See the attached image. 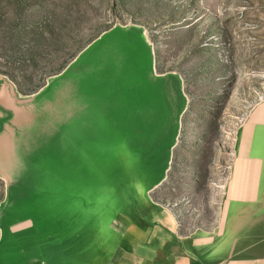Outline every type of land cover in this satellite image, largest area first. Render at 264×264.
<instances>
[{
  "label": "rangeland",
  "instance_id": "rangeland-1",
  "mask_svg": "<svg viewBox=\"0 0 264 264\" xmlns=\"http://www.w3.org/2000/svg\"><path fill=\"white\" fill-rule=\"evenodd\" d=\"M117 24L142 27L155 60L141 56L134 70L114 76L91 66L83 106L71 108L68 139L75 149H86L84 161L92 168L104 165L110 171L105 178L117 171L121 183L110 185L97 200H85L84 192L107 189L104 177L91 187L80 177L56 182L51 163L65 160L57 146L64 138L49 123L42 127L39 117L24 132L17 129L20 123H9L11 142L6 137L0 144V264H29L38 254L47 259V253L62 251V232L84 223L75 215L89 208L97 212L109 202L126 209L128 201L119 197H127L129 180L140 176L149 181L165 173L152 195L176 210L183 230L221 222L239 126L264 98V0H0V84L13 85L20 105H33V97L40 103L55 76ZM140 66L147 81L139 77ZM155 66L176 72L182 84L176 74L160 76ZM13 115L0 100V127ZM36 159L45 160L44 168ZM26 218L36 225L29 227ZM21 220L28 224L17 227ZM40 224L59 227L49 235L50 252L35 245ZM112 244L84 251L109 252ZM65 256L55 264H82L76 254Z\"/></svg>",
  "mask_w": 264,
  "mask_h": 264
},
{
  "label": "crops",
  "instance_id": "crops-1",
  "mask_svg": "<svg viewBox=\"0 0 264 264\" xmlns=\"http://www.w3.org/2000/svg\"><path fill=\"white\" fill-rule=\"evenodd\" d=\"M144 55L150 57V39L146 31H142L138 25L114 26L95 38L73 59L66 76L53 88L50 106L46 104L52 112L44 109L41 126L45 128L49 123L51 128L58 131V136L67 138L64 144L58 145L63 153L66 151L67 158L57 164L51 163L58 168H67L62 176L68 179L80 177L89 183L86 187H91L94 181H102L104 177L96 169L104 165L95 163L93 165L96 166L92 168L90 160L84 161L86 149H75L68 139L72 133L69 127L74 120L71 108L76 104L83 106L88 92L86 84L89 86L91 83L86 79L87 68L92 62H96L97 69L114 76L115 72L124 69L134 70V63L144 59ZM141 56L143 57L140 59ZM138 70L139 77L147 81L144 66L138 67ZM155 72L161 75L168 73L159 71L156 66ZM14 94L8 83L0 84V100L6 101L7 107L19 111L17 118L11 120V123L17 122L21 127L27 128L34 122L31 112L33 105H27V102L17 105L16 102L19 101L13 98ZM51 114L52 119L47 121ZM80 126L83 127L84 123ZM75 150H79L82 157L76 159L73 154ZM231 158L223 191L221 222L218 226L183 230L176 210L152 195L154 184L162 180L165 173L157 180L149 181L145 176H140L136 180H129L132 186L127 189V197L123 194L119 197L120 200L125 198L129 207L125 209L120 206L112 211V216L120 222V231L109 241L113 242L109 252L84 251L85 247L106 246L101 243L97 246L94 242L97 240L96 222L98 215L99 218L101 215H111L110 211L101 213L98 210L92 213L89 208L79 229L73 226L75 224L66 226L68 233L66 242L62 244V251L53 255L47 253V259L38 254L28 263L55 264L56 260H64L65 254L71 253L76 254L82 264H264V98L255 104L239 126ZM41 165L44 167L45 162ZM89 169H92L93 175ZM112 182L121 183L116 176ZM104 191L84 192L82 197L85 200H97ZM67 197L75 198V195ZM110 203L112 202L106 204ZM103 220L105 221V216ZM100 222L102 227L107 226L101 219ZM35 241L37 243L38 240ZM52 242L51 239V244ZM38 247L42 251L50 252L52 245L46 246L44 243ZM53 248L58 251V246Z\"/></svg>",
  "mask_w": 264,
  "mask_h": 264
},
{
  "label": "water",
  "instance_id": "water-1",
  "mask_svg": "<svg viewBox=\"0 0 264 264\" xmlns=\"http://www.w3.org/2000/svg\"><path fill=\"white\" fill-rule=\"evenodd\" d=\"M119 25H121V24H117L116 26H119ZM133 26H136V25H133ZM140 27V26H139ZM141 28V30L142 31H144L145 32V30L142 28V27H140ZM104 33V32H103ZM150 55H151V58H152V63H153V59H154V52H153V48H152V45H151V43H150ZM73 63V61L65 68V70L62 72V73H60V74H58V75H56L55 76V78L52 80V82H50V84H49V89H48V91L46 92L47 94H48V92H49V94L48 95H44L43 97H41V102L39 103V101L36 99L37 97H33L32 99H30V100H32V103H33V111H31V112H33V116H34V120L35 119H37L38 117L39 118H41V117H43V113H44V109L45 108H47L48 106H46V104L47 105H49L50 104V101H51V97L53 96L52 95V90H53V88L54 87H56L57 85H58V83H59V81L62 79V78H64L65 76H66V71H67V69L71 66V64ZM93 65H97V63L96 62H92V64L87 68V72H88V70H89V68L91 67V66H93ZM96 68H98V66H96ZM152 69H153V65H152ZM87 72H86V79H89V78H87ZM167 74H176V73H172V72H168ZM166 74V75H167ZM176 75H178V74H176ZM160 76H162V75H160ZM179 76V81H180V83L182 84V81H181V79H180V75H178ZM8 85L9 86H12V88H13V85L12 84H10V83H8ZM13 90H14V88H13ZM15 95V94H14ZM14 95H13V98H15L14 97ZM38 94H36V96H37ZM17 99V98H16ZM16 104L17 105H19V103H17L16 102ZM8 109H10V110H12V112H14V115H13V117H9V119L8 120H4L3 122H4V128L3 127H0V144L2 143V141L4 140V138H6V137H8L9 135H11V133H14L13 132V130L9 127V123H11V120H13L14 118H17V116H18V112L19 111H16V110H14L13 108H9V107H7ZM38 108H41L42 109V111H39V109ZM47 110V109H46ZM29 112H30V110H28ZM17 126H19V128H17V129H21V130H23V132L25 131V129L26 128H23V127H21L20 126V124H17ZM6 128H9V129H7V131H9L10 132V134H6V132H4V130L6 129ZM17 131H15V133H16ZM37 135V134H36ZM38 136V135H37ZM8 139H9V142H11V137H8ZM65 140L66 139H64V141H61V143H65ZM175 142V141H174ZM174 142H173V144H171L170 145V149L173 147V145H174ZM41 144L42 145H44L45 147H47L49 150H51V146H52V144L50 143V141H44V139L41 141ZM60 144V142L57 140V146ZM52 151V150H51ZM65 154H66V151L64 152V159H66L67 157L65 156ZM81 154H79V156H76V159H78V158H80V157H82V155L80 156ZM170 158L171 157H169L168 158V160H170ZM36 160H40V162L42 163V162H45V160L43 161V160H41V159H36ZM57 162L58 161H56L55 163L57 164ZM44 168V167H43ZM103 169H105L104 167H100L99 168V170L98 171H100V173H102V175L104 176V177H106V176H108L109 175V170L108 169H106V170H103ZM52 170L54 171V173H58V179H55L56 180V182H59L61 179H63V178H67V177H64V176H62V175H64L65 174V172L64 171H66L67 170V168L65 167V166H62V167H60V168H58V167H56L55 165L54 166H52ZM75 170H76V168H75ZM60 173V174H59ZM62 174V175H61ZM116 176V178H117V171H113L112 173H111V175L109 176V178H104L105 179V181L107 182V184H108V187H107V190L109 189V186L110 185H112V186H114L115 184H113V182H112V180L114 179V177ZM68 179V178H67ZM93 183V182H92ZM93 184H95V183H93ZM105 191H106V189H104ZM74 217H76V218H86L87 217V214L86 213H84L83 211L81 212V213H79V214H77V215H75ZM26 219H29V220H31V225L29 226V227H31V226H33L35 223H33V221H32V219L31 218H26ZM25 220V219H24ZM24 220H21V222L23 221V222H25ZM21 222H19V223H21ZM86 222V221H85ZM18 223V224H19ZM25 225H27V224H25ZM36 225V224H35ZM58 227L57 226H54V227H51V230L49 229H47L46 227H44V225H42V224H40V225H38V238H37V243H35V245H37L38 244V246H40L41 247V244H44L45 243V245L46 246H48V245H51V239H52V237L51 236H49V235H51V233L52 232H54V231H58V230H56ZM54 229V230H53ZM44 232H49V233H44ZM62 232V231H61ZM62 235H63V237H64V240H63V243H65L66 242V240H65V238H66V234H65V232L63 233L62 232ZM50 237V238H49ZM35 241V240H34ZM34 245V246H35Z\"/></svg>",
  "mask_w": 264,
  "mask_h": 264
},
{
  "label": "clouds",
  "instance_id": "clouds-1",
  "mask_svg": "<svg viewBox=\"0 0 264 264\" xmlns=\"http://www.w3.org/2000/svg\"><path fill=\"white\" fill-rule=\"evenodd\" d=\"M108 210L115 211L116 210V203L106 204L101 207L100 212L104 213ZM104 223H106V227L101 226L100 218L98 215L97 222H96V230H97V238L102 245L107 244L114 238V234L119 233L120 228L118 225L120 222L114 218V216H107Z\"/></svg>",
  "mask_w": 264,
  "mask_h": 264
},
{
  "label": "bare ground",
  "instance_id": "bare-ground-1",
  "mask_svg": "<svg viewBox=\"0 0 264 264\" xmlns=\"http://www.w3.org/2000/svg\"><path fill=\"white\" fill-rule=\"evenodd\" d=\"M25 224H28V222H26V221H25V222H21V223H19V224H16V226H17V227H20V226H23V225H25Z\"/></svg>",
  "mask_w": 264,
  "mask_h": 264
}]
</instances>
